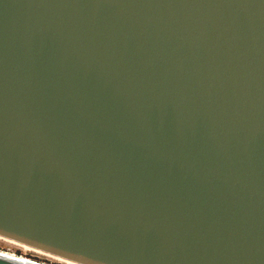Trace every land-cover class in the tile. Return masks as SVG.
<instances>
[{"label":"water","instance_id":"obj_1","mask_svg":"<svg viewBox=\"0 0 264 264\" xmlns=\"http://www.w3.org/2000/svg\"><path fill=\"white\" fill-rule=\"evenodd\" d=\"M0 235L264 264V0H0Z\"/></svg>","mask_w":264,"mask_h":264},{"label":"rangeland","instance_id":"obj_2","mask_svg":"<svg viewBox=\"0 0 264 264\" xmlns=\"http://www.w3.org/2000/svg\"><path fill=\"white\" fill-rule=\"evenodd\" d=\"M0 249L7 251L9 253L22 255L30 258L37 259L39 261H44L49 264H71L66 261L54 258L52 256H48L44 253L38 252L36 250L28 249L26 247H23L19 244H15L12 241L5 240L0 237Z\"/></svg>","mask_w":264,"mask_h":264},{"label":"bare ground","instance_id":"obj_3","mask_svg":"<svg viewBox=\"0 0 264 264\" xmlns=\"http://www.w3.org/2000/svg\"><path fill=\"white\" fill-rule=\"evenodd\" d=\"M0 237L3 238V239H5V240L12 241V242H14L15 244H19V245H21V246H23V247H26V248H28V249L36 250V251H38V252L44 253V254H46V255H48V256H52V257H54V258H57V259H60V260H63V261H66V262H68V263H71V264H81V263H78V262H75V261H72V260H69V259L63 258V257H61V256H58V255H55V254H52V253H49V252H46V251H43V250L37 249V248L32 247V246H30V245H27V244H24V243H20V242H18V241H14V240L9 239V238H6V237H4V236H1V235H0ZM0 252L3 253V254H5V255H7V256H11V257H13V258H15V259L23 260V261H26V262H29V263H34V264H38V263H39V264H49V263H47V262L39 261V260L34 259V258H30V257L22 256V255L13 254L12 252L9 253V252L4 251V250H1V249H0ZM36 262H38V263H36Z\"/></svg>","mask_w":264,"mask_h":264}]
</instances>
